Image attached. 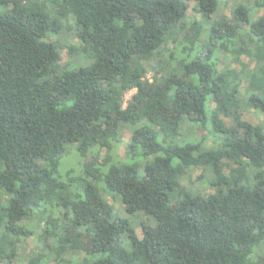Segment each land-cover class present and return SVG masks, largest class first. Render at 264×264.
I'll list each match as a JSON object with an SVG mask.
<instances>
[{"label":"trees","instance_id":"trees-1","mask_svg":"<svg viewBox=\"0 0 264 264\" xmlns=\"http://www.w3.org/2000/svg\"><path fill=\"white\" fill-rule=\"evenodd\" d=\"M222 1L0 0V264H264V0Z\"/></svg>","mask_w":264,"mask_h":264},{"label":"rangeland","instance_id":"rangeland-1","mask_svg":"<svg viewBox=\"0 0 264 264\" xmlns=\"http://www.w3.org/2000/svg\"><path fill=\"white\" fill-rule=\"evenodd\" d=\"M241 1L244 0H223L221 2V7L220 10L218 11V13L216 14V17H221V16H231L233 14V9L235 8V6L240 3ZM192 7V5H191ZM263 12V11H261ZM63 58L64 60L68 59V55L66 53V51H63ZM242 58L244 60H247V56L246 55H242ZM235 65V64H234ZM220 67L223 66V64L221 63L219 65ZM133 91H130L127 95H126V99L128 100L131 95L133 94ZM244 118H246L247 120L257 123L260 120L263 119V115L256 111L253 107L251 108H246L244 115ZM227 123H231L230 119H226ZM131 137V131L127 126L123 127V135H122V140L120 143H118V145L115 148V151L111 152L112 155H114L115 153H117L118 158L119 157H124L125 156V150H126V143L129 141ZM109 154V152L105 149L102 150L101 155L102 157H106ZM80 159L79 156L77 155V153L75 152V150H71L67 157L64 158V160L61 163L60 166V172L62 175L66 174V171L70 168L74 169L76 173L80 172ZM200 173V170H196L193 173V181L195 180V177ZM188 180V179H187ZM187 180L185 179L184 181L187 183ZM194 185H201V181H194L193 183ZM110 204L113 205L114 209L122 216H127V213L124 211L123 209V205L119 202V201H114L113 199L109 198ZM129 219L132 221L133 226L135 227L138 235L141 237L142 236V231L141 228L139 226V222L140 220H142V216L141 214H136L135 216H130ZM34 243H35V238H29L25 243H22L21 248H20V253H21V259L20 261H22L25 257L24 255L26 253H32L33 252V247H34ZM126 244H129V242L126 240ZM73 264H77V263H73Z\"/></svg>","mask_w":264,"mask_h":264}]
</instances>
